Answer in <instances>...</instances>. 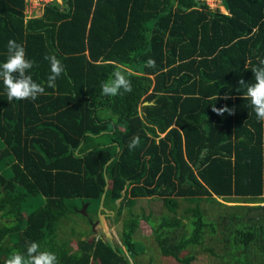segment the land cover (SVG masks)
<instances>
[{
    "label": "trees",
    "instance_id": "trees-1",
    "mask_svg": "<svg viewBox=\"0 0 264 264\" xmlns=\"http://www.w3.org/2000/svg\"><path fill=\"white\" fill-rule=\"evenodd\" d=\"M31 3L0 0V63L15 40L45 85L9 102L0 81V264L31 242L59 264H132L142 250L152 261L141 228L177 264L202 250L264 264V121L244 99L264 59V0H221L228 14L206 0ZM46 54L65 68L55 88ZM116 70L132 91L101 95ZM103 193L110 240L92 227ZM140 198L161 202L159 220L132 208Z\"/></svg>",
    "mask_w": 264,
    "mask_h": 264
},
{
    "label": "clouds",
    "instance_id": "clouds-1",
    "mask_svg": "<svg viewBox=\"0 0 264 264\" xmlns=\"http://www.w3.org/2000/svg\"><path fill=\"white\" fill-rule=\"evenodd\" d=\"M31 1L32 6L38 7V13H40V8H42L44 3L47 4L52 1L62 3V0ZM28 11L29 9H27ZM44 59L49 61L50 64V74L47 77L46 87L55 88L57 78L65 71L64 65L55 54H46ZM34 65L35 62L33 60L26 58L24 46L10 39L7 43V59L0 63V81L3 82L7 90V100L9 102L14 99L17 101L24 99L35 100L38 96L45 94V85L34 81L32 75L29 74ZM145 66L155 68L156 62L153 58H149ZM251 70L254 74L255 82L247 85L244 99L250 100L257 119L264 121V59H259V66L253 67ZM240 84H245V82L241 80ZM101 89V95L114 97L122 95L124 92H131L132 83L123 71L116 70L110 80L101 84ZM213 111L218 115H223L225 112L232 114V109L226 106L223 108L214 106ZM139 145L140 137L138 135L133 136L128 143L130 150H134ZM26 256L27 258L24 254L14 252L5 264H59L57 255L48 250H41V246L37 242H31L27 245Z\"/></svg>",
    "mask_w": 264,
    "mask_h": 264
},
{
    "label": "rangeland",
    "instance_id": "rangeland-1",
    "mask_svg": "<svg viewBox=\"0 0 264 264\" xmlns=\"http://www.w3.org/2000/svg\"><path fill=\"white\" fill-rule=\"evenodd\" d=\"M206 2H208V4L211 6L212 9H220L221 10V2L220 0H206ZM218 9V10H219ZM153 25V23L151 22L149 24V26L151 27ZM229 204H233V203H229ZM182 206L183 203H182ZM82 208V206H81ZM81 208L79 210H81ZM132 208L139 212L142 209H144L146 212H151L153 217L157 220H159L160 217V212H161V202L158 200H146L144 198H140L135 200L134 204L132 205ZM78 210V211H79ZM79 218H77L81 224H75L77 229H82L81 231H85V232H89V230L92 231V227L89 226V224H87V222L80 216H78ZM81 218V219H80ZM95 221L93 223H95L97 221L96 218H94ZM84 222H83V221ZM107 220V218H106ZM108 225L109 222L107 221ZM94 228H95V234H100L102 233V228L98 223L94 224ZM116 224H114L113 227H111V231L112 233H116L117 229H116ZM91 227V228H90ZM74 228L73 226H70V229ZM148 234V229H139V231L137 232V237L142 239L143 241H139L136 242V244L139 246L142 242L145 243L147 242L149 244V246L151 247V252L154 256L153 260L150 261V255L149 252L147 254H144L146 252V250H142L138 253L136 259H132V264H177V262H175L174 260H172L171 258H164L159 256L158 254V250L157 247L154 244V240L152 236L147 235ZM87 235H84V237H86ZM92 235H88V237H91ZM149 236V237H148ZM131 260V259H130ZM173 262V263H172ZM195 264H218V258L215 255H212L209 251L206 250H202L199 252L198 257H197V261L194 262Z\"/></svg>",
    "mask_w": 264,
    "mask_h": 264
},
{
    "label": "water",
    "instance_id": "water-1",
    "mask_svg": "<svg viewBox=\"0 0 264 264\" xmlns=\"http://www.w3.org/2000/svg\"><path fill=\"white\" fill-rule=\"evenodd\" d=\"M106 181H107V179H106ZM106 188H107V185L105 186V189ZM103 199H104V193L102 195L101 202H100L99 207H98V212H97L98 220L95 223H98L101 226L105 237H107L110 240V239H112V232H111V229H110V227H109V225L107 223L106 217L109 214H112L113 211L112 210L110 211V210H108L107 208H105L103 206ZM86 206H87V203H84L82 205V208H81L80 211L85 213ZM95 223H93V226H92L93 228L95 226L94 225Z\"/></svg>",
    "mask_w": 264,
    "mask_h": 264
},
{
    "label": "crops",
    "instance_id": "crops-1",
    "mask_svg": "<svg viewBox=\"0 0 264 264\" xmlns=\"http://www.w3.org/2000/svg\"><path fill=\"white\" fill-rule=\"evenodd\" d=\"M219 11L222 13L228 14V11L226 9H224L222 5H221V10L219 9Z\"/></svg>",
    "mask_w": 264,
    "mask_h": 264
},
{
    "label": "built area",
    "instance_id": "built-area-1",
    "mask_svg": "<svg viewBox=\"0 0 264 264\" xmlns=\"http://www.w3.org/2000/svg\"><path fill=\"white\" fill-rule=\"evenodd\" d=\"M33 5H35V4H33Z\"/></svg>",
    "mask_w": 264,
    "mask_h": 264
}]
</instances>
